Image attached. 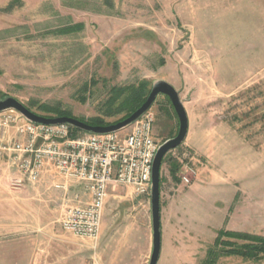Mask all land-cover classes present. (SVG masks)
Listing matches in <instances>:
<instances>
[{"label": "rangeland", "instance_id": "374dc122", "mask_svg": "<svg viewBox=\"0 0 264 264\" xmlns=\"http://www.w3.org/2000/svg\"><path fill=\"white\" fill-rule=\"evenodd\" d=\"M73 24L82 26L59 31ZM156 80L178 91L195 129L219 116L247 144L208 158L185 139L165 155L158 188L172 208L160 215L157 264H201L219 231L264 237V0H0V94L35 114L52 117L38 105H58L87 120L101 115L111 87ZM165 100L151 107L159 145L178 129ZM14 130L0 127L9 138ZM19 176L0 161V264H148L150 195L107 189L93 243L61 229L53 185L13 190ZM217 264H264V255Z\"/></svg>", "mask_w": 264, "mask_h": 264}, {"label": "built area", "instance_id": "2783aa9c", "mask_svg": "<svg viewBox=\"0 0 264 264\" xmlns=\"http://www.w3.org/2000/svg\"><path fill=\"white\" fill-rule=\"evenodd\" d=\"M3 114L0 127L14 128L15 136L0 133V158L5 156L10 167L20 172V179L13 180L17 184L22 180L35 184L44 167L52 165L58 177L53 188L60 193L59 224L64 232L96 242L111 185L131 187L135 195H150L151 162L159 147L151 108L127 129L107 134L72 135L67 125L35 124L13 111ZM181 179L190 182L185 175ZM74 185L81 190H73Z\"/></svg>", "mask_w": 264, "mask_h": 264}, {"label": "water", "instance_id": "95a60500", "mask_svg": "<svg viewBox=\"0 0 264 264\" xmlns=\"http://www.w3.org/2000/svg\"><path fill=\"white\" fill-rule=\"evenodd\" d=\"M150 91L145 101L128 117L116 123L107 126H93L85 123L77 118L69 116L46 117L35 114L27 107L23 106L20 101L11 96H5L0 99V113L6 111H15L26 119L28 122L44 125H67L79 131L91 134H107L119 132L131 126L138 120L143 113L147 112L158 95L165 96L173 108L175 113L178 129L175 136L164 140L156 150L151 169V183H150V211L151 214V229H152V251L148 264H157L161 249V224H160V167L161 161L165 155L172 149L180 146L187 135L188 118L185 112L183 102L180 100L178 91L165 80H156L151 84ZM46 117V118H45Z\"/></svg>", "mask_w": 264, "mask_h": 264}, {"label": "trees", "instance_id": "16d2710c", "mask_svg": "<svg viewBox=\"0 0 264 264\" xmlns=\"http://www.w3.org/2000/svg\"><path fill=\"white\" fill-rule=\"evenodd\" d=\"M11 5L12 3L9 4V6ZM81 26H82L81 24H73L64 27L62 29H59V31L63 34H67V32L68 33L76 32L78 31V29L81 28ZM149 88L150 87L147 81H140L139 83L136 84L113 86L111 87V89L108 90L109 91L108 98L100 106L101 115L94 116L87 120H83L81 118H77V119L93 126H107L116 123L118 121L121 122V120L128 117L145 101L150 91ZM3 97H5V95L0 94V99ZM165 99H166L165 101L169 106V109L171 108L172 110L171 113H173V108L170 104V101L166 97ZM38 106H39L38 109L40 111L44 113L52 114V117H58V116L70 117V114L65 110H63L62 108H60L58 105L51 106V105L42 104ZM173 114L175 115V113ZM117 115H122V116H120L119 119L113 122H106L104 119V117H114ZM232 121L234 120L232 119ZM70 131L72 135L85 133L77 129H74L72 127H70ZM176 170L177 167H175V165L174 167L172 166L171 175H174ZM159 185H160V181H159ZM218 234L219 235L217 236V238H215L212 247L206 251V258L202 261L201 264H217L220 258L229 257V256H235L237 258L241 257L244 259L251 258L252 260H256L264 255V237L256 236L245 232L236 233L230 231L229 232L219 231ZM224 234L226 237H228L225 240L221 239V236Z\"/></svg>", "mask_w": 264, "mask_h": 264}, {"label": "crops", "instance_id": "0c3cea01", "mask_svg": "<svg viewBox=\"0 0 264 264\" xmlns=\"http://www.w3.org/2000/svg\"><path fill=\"white\" fill-rule=\"evenodd\" d=\"M185 112L188 118V123H187L188 130H187V135L185 136L186 137L185 144H188L189 148L195 151V153L198 156H206L209 158V156H212L213 154L220 153L219 156L222 159L223 156H221V154L222 152H224L223 149L230 152V151L235 150V148H240V147L245 148L246 147L247 144H245L242 141L243 140L242 137L240 136L241 137L240 138L239 135H237V133L235 132L232 126H230L227 123H224L221 117L217 116L216 119L213 118L212 122L210 119H208V121L204 119L201 122L197 123V127L195 129V126L191 122L190 113L186 109H185ZM236 140L239 143H236ZM2 157L3 158H0V161H5L7 159L4 156ZM51 166L52 165L47 164L44 167L45 169H44L41 179H39V181L36 182L35 184H31L27 181H23L22 183L17 184L12 180L13 182L10 183L12 186L11 188L13 190L14 189L20 190L26 185L36 186L40 189L51 188L53 183L58 180V177L56 176L55 171L53 167ZM110 188L111 187H109L108 189ZM73 190L79 191L81 190V187L79 185H74ZM83 196L86 199L88 198L87 195H83ZM162 198H163L162 193H160V199H159L160 200V215H165L163 214V212L165 213V211H167V208H170V209L172 208V205H171L172 200L168 201L166 205L163 206ZM22 200H23L22 203H24L26 199L22 198ZM10 201L11 202L8 203V207H9L8 211H9V215H12L14 213L13 205L15 204V199L13 198V196L11 197ZM27 212L29 213V211Z\"/></svg>", "mask_w": 264, "mask_h": 264}]
</instances>
